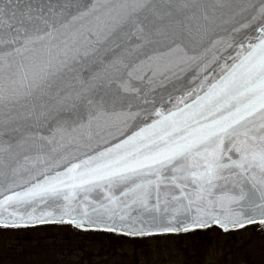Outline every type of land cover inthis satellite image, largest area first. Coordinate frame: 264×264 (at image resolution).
Masks as SVG:
<instances>
[{"label": "snow or ice", "instance_id": "snow-or-ice-1", "mask_svg": "<svg viewBox=\"0 0 264 264\" xmlns=\"http://www.w3.org/2000/svg\"><path fill=\"white\" fill-rule=\"evenodd\" d=\"M255 224L264 0H0V229Z\"/></svg>", "mask_w": 264, "mask_h": 264}, {"label": "rangeland", "instance_id": "rangeland-1", "mask_svg": "<svg viewBox=\"0 0 264 264\" xmlns=\"http://www.w3.org/2000/svg\"><path fill=\"white\" fill-rule=\"evenodd\" d=\"M208 235L212 241L210 247H213L209 249L205 246L202 250L194 251L212 253L219 251L217 254L221 257L225 251L236 250L237 257L247 259V252L250 254L249 257H258V264L264 259V234L259 233L254 226L227 234L212 232ZM103 243L105 242L98 236H85L79 239L73 232L58 228L22 233L0 232V264H100L98 253L106 248ZM119 243L121 247L116 250L121 252L123 260L127 258V253L135 251L134 244L139 243L142 247L139 248L140 251H143L144 246L155 247L153 250L156 251L158 259L172 256V264H183L182 250L174 239L158 238ZM123 260L119 257V264H122Z\"/></svg>", "mask_w": 264, "mask_h": 264}, {"label": "flooded vegetation", "instance_id": "flooded-vegetation-1", "mask_svg": "<svg viewBox=\"0 0 264 264\" xmlns=\"http://www.w3.org/2000/svg\"><path fill=\"white\" fill-rule=\"evenodd\" d=\"M254 227L259 233L264 234V232L256 225H254ZM212 232L224 233L220 229L213 227L207 231L196 233L195 238L191 241L185 239L184 241H186L187 243L183 242L178 244L180 245L179 249L182 250L181 254L183 255V264H258V257H249L250 254L248 252V258L246 257L247 259H244L242 257H237L238 251L236 250L225 251L223 252L224 255L221 257L217 254L219 251L213 253L194 251L195 249L202 250L205 248V246H207L209 249L213 247H210L212 241L208 238V234H211ZM96 236H101L100 239L105 242L103 243V246L106 247L103 249V251H100L98 253V257L100 258V264H119L118 258L120 257V259L123 260V258H121L123 257V255L121 256V252L116 250L117 248L121 247V243L119 242H132V240H125L124 238L104 233L96 234ZM137 241L141 240H135L133 242ZM133 248L135 249V251L127 253V258L123 260L122 264H172V256L158 259L156 251L153 250L155 247L146 248V246H144L143 251H140L139 248L142 247H140L138 243L134 244ZM145 249H147L148 251H146ZM259 264H264V259H262V262H259Z\"/></svg>", "mask_w": 264, "mask_h": 264}, {"label": "trees", "instance_id": "trees-1", "mask_svg": "<svg viewBox=\"0 0 264 264\" xmlns=\"http://www.w3.org/2000/svg\"><path fill=\"white\" fill-rule=\"evenodd\" d=\"M47 228H58V229H66L69 230L70 232H73L74 236L76 238H82V237H90V236H96V234H103V233H94V232H83V231H77V230H72L69 226H46V227H41V228H28V229H20V230H4L0 229V232H13V233H22V232H30L38 229H47ZM68 233V231H67ZM101 236H98L100 238Z\"/></svg>", "mask_w": 264, "mask_h": 264}, {"label": "water", "instance_id": "water-1", "mask_svg": "<svg viewBox=\"0 0 264 264\" xmlns=\"http://www.w3.org/2000/svg\"><path fill=\"white\" fill-rule=\"evenodd\" d=\"M255 225H257L258 226V228H260L263 232H264V228H261V226L259 225V224H255ZM71 228H73V229H76L75 227H72V226H70ZM77 230V229H76ZM80 231V230H79Z\"/></svg>", "mask_w": 264, "mask_h": 264}]
</instances>
